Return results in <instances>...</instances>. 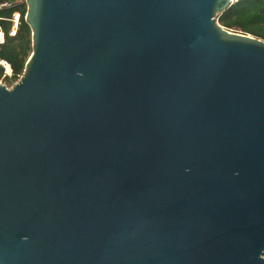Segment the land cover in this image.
Segmentation results:
<instances>
[{
  "label": "water",
  "instance_id": "1",
  "mask_svg": "<svg viewBox=\"0 0 264 264\" xmlns=\"http://www.w3.org/2000/svg\"><path fill=\"white\" fill-rule=\"evenodd\" d=\"M233 2L25 0L0 264H264V40Z\"/></svg>",
  "mask_w": 264,
  "mask_h": 264
},
{
  "label": "trees",
  "instance_id": "2",
  "mask_svg": "<svg viewBox=\"0 0 264 264\" xmlns=\"http://www.w3.org/2000/svg\"><path fill=\"white\" fill-rule=\"evenodd\" d=\"M25 2L9 8L0 9V28L3 41L0 43V60L6 61L11 69L10 75L4 74L0 65V79L12 84L21 75L24 64L31 52L30 29L24 21ZM20 13L18 27L14 35L11 29L12 13ZM217 21L226 29L249 33L264 40V0H236L216 16Z\"/></svg>",
  "mask_w": 264,
  "mask_h": 264
},
{
  "label": "built area",
  "instance_id": "3",
  "mask_svg": "<svg viewBox=\"0 0 264 264\" xmlns=\"http://www.w3.org/2000/svg\"><path fill=\"white\" fill-rule=\"evenodd\" d=\"M24 2H25V0H0V9L9 8V7H12L14 5L24 3ZM19 17H20V13L18 11H14L12 13V17L9 19L11 21V29H10L9 33L11 35H14L16 32V29H17L18 23H19ZM2 41H3V32L0 28V43ZM5 63H7V62L4 60H0V65H2L4 68H5ZM10 73H11V71H10Z\"/></svg>",
  "mask_w": 264,
  "mask_h": 264
},
{
  "label": "rangeland",
  "instance_id": "4",
  "mask_svg": "<svg viewBox=\"0 0 264 264\" xmlns=\"http://www.w3.org/2000/svg\"><path fill=\"white\" fill-rule=\"evenodd\" d=\"M231 30H234L235 31V29H231ZM4 74H6V75H10L9 73H6V69L4 68ZM0 82L3 84H5L7 87H11V85L13 84H9L7 81H5L4 79H3V77L0 79ZM263 255H264V253H263Z\"/></svg>",
  "mask_w": 264,
  "mask_h": 264
},
{
  "label": "bare ground",
  "instance_id": "5",
  "mask_svg": "<svg viewBox=\"0 0 264 264\" xmlns=\"http://www.w3.org/2000/svg\"><path fill=\"white\" fill-rule=\"evenodd\" d=\"M5 69H6V73H10L11 69L7 63H5Z\"/></svg>",
  "mask_w": 264,
  "mask_h": 264
}]
</instances>
